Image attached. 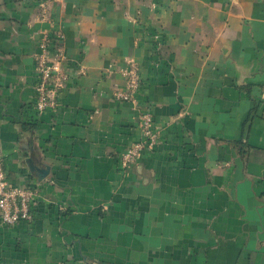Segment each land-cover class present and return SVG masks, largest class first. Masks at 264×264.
<instances>
[{"label": "crops", "instance_id": "0c3cea01", "mask_svg": "<svg viewBox=\"0 0 264 264\" xmlns=\"http://www.w3.org/2000/svg\"><path fill=\"white\" fill-rule=\"evenodd\" d=\"M60 36L70 79L37 117ZM147 106L159 142L123 170ZM0 151L38 194L0 264H264V0H0Z\"/></svg>", "mask_w": 264, "mask_h": 264}, {"label": "built area", "instance_id": "2783aa9c", "mask_svg": "<svg viewBox=\"0 0 264 264\" xmlns=\"http://www.w3.org/2000/svg\"><path fill=\"white\" fill-rule=\"evenodd\" d=\"M44 7V5H43ZM46 10V8L44 7ZM46 15V13H45ZM45 38L40 45V53L36 55V99L35 112L40 117L45 112L59 106L62 90L70 79L65 67L67 56L61 43V36L53 45ZM84 74L83 68L80 69ZM125 87L115 93L119 101L136 104L137 95L142 88V80L138 63L131 59L122 70ZM140 127L142 138L132 144L121 156V166L127 170L137 160L159 142L160 135L154 126L153 114L149 107L142 109ZM38 194L33 188H20L12 185L5 171L4 156L0 151V220L5 226H14L21 221H31Z\"/></svg>", "mask_w": 264, "mask_h": 264}]
</instances>
